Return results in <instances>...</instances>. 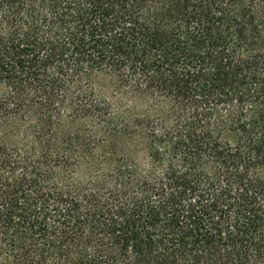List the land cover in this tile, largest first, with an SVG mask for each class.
Returning a JSON list of instances; mask_svg holds the SVG:
<instances>
[{"label": "trees", "instance_id": "trees-1", "mask_svg": "<svg viewBox=\"0 0 264 264\" xmlns=\"http://www.w3.org/2000/svg\"><path fill=\"white\" fill-rule=\"evenodd\" d=\"M0 264H264V0H0Z\"/></svg>", "mask_w": 264, "mask_h": 264}]
</instances>
